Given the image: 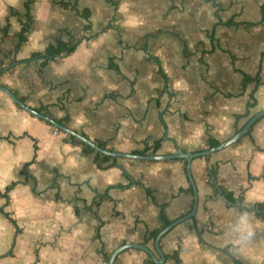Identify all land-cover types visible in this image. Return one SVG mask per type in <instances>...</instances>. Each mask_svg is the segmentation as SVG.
<instances>
[{
    "label": "crops",
    "instance_id": "1",
    "mask_svg": "<svg viewBox=\"0 0 264 264\" xmlns=\"http://www.w3.org/2000/svg\"><path fill=\"white\" fill-rule=\"evenodd\" d=\"M78 39L70 54L30 58ZM245 74L261 82L244 86ZM0 87L110 150L211 149L264 109V0H0ZM66 135L0 89V264H109L125 244L161 259L150 233L181 218L159 240L164 261L127 247L116 264H264V218L250 210L264 203V116L190 171L185 159L100 169ZM243 212L255 235L238 247Z\"/></svg>",
    "mask_w": 264,
    "mask_h": 264
},
{
    "label": "trees",
    "instance_id": "2",
    "mask_svg": "<svg viewBox=\"0 0 264 264\" xmlns=\"http://www.w3.org/2000/svg\"><path fill=\"white\" fill-rule=\"evenodd\" d=\"M27 9H28V11L25 14V20L26 21L23 23L22 29L17 34V40L15 42V52H14V55H13L14 57H16V53L18 52L21 44L26 41L27 35H28V32H29V25H30L29 21L31 20V16H30V12H29L30 11L29 10V4H27ZM86 18L87 19L89 18V14L88 13H86ZM79 41H80L79 39L78 40H74V41H70V42L59 40L56 43L49 44L46 47V49L44 51H42V52H34V53H32L30 58H45V59H49V58H54V57H57V56H62V55H65V54H70L76 49ZM253 81H256L257 84H259L261 82V78H260L259 74L255 75V76H252V75H249V74H245L244 75V79H243L244 86L247 85L249 82H253ZM251 98H252V100L248 103L246 113L244 115H241V116L238 115L237 118H241L242 116H248L250 114V108L256 106L257 99L255 97V91L252 93ZM36 109L38 111H40V112L47 113L45 111V109L42 108V107H39V108H36ZM58 122H60V123H62L64 125L67 124V122L61 121V120L58 121ZM84 136H86V135L84 134ZM65 137H66L65 139L68 140L70 143L75 144V145L83 146L84 153L93 154L95 152V150L92 147L85 145L83 142H81L75 136L66 135ZM96 142L102 148L112 149V148H109L108 145L105 142L101 141V140H96ZM219 144H220V142L218 140H215V139H210L209 140V146L210 147H215V146H218ZM159 147H160V142L157 141L153 145H147L144 149L136 151V153H138V154L156 153V152H158ZM95 153L96 154L94 155V162L97 164V166L100 169H107L109 167L117 165V162L111 161V157L110 156L102 155V154L97 153V152H95ZM208 176H209L210 180L213 182V184H215L222 191V193L224 194V196L227 198V200L230 203H240L241 202V199L235 198L233 193L231 191H229L225 186H223L219 182L218 177H217V170L215 168L210 167L208 169ZM250 210L255 212L256 215H258L259 217H263L264 218V203H255L250 208ZM160 219L163 222V224H165V225L170 223L169 220L165 219V217L163 216V213H160ZM162 228L163 227H160L158 229H155V230L151 231L150 237L151 238L157 237V235L162 230ZM105 258L109 259V256H106ZM175 258H177V256H175ZM236 263L239 264V261H236Z\"/></svg>",
    "mask_w": 264,
    "mask_h": 264
},
{
    "label": "water",
    "instance_id": "3",
    "mask_svg": "<svg viewBox=\"0 0 264 264\" xmlns=\"http://www.w3.org/2000/svg\"><path fill=\"white\" fill-rule=\"evenodd\" d=\"M0 89L5 91L22 109H24V110L28 111L29 113L35 115L39 119H42L43 121L49 123L50 125H52L57 130L62 131L64 133L68 134V135L75 136L77 139H79L85 145L92 147L95 150V152H97V153H100L102 155L110 156L112 159H119V158H130V159L133 158V159H145V160L185 159L187 161V168H188L189 171H190L191 163H192V160H193L194 157L201 156V155H210L213 152H215L217 150H220V149H222V148H224V147L236 142L237 140H239L242 136H244L249 131V129L252 127V125L260 117L264 116V109L256 112L227 141L221 143L220 145H218L216 147H213V148L207 149V150H203V151H200V152L185 153V152H183L182 150L179 149L178 153L166 154V155L127 153V152L115 151V150H110V149H107V148H102L101 146H99L92 139L82 135L81 133L75 131L74 129H72V128L66 126V125H63V124L59 123L58 121L53 119L51 116L46 115V114H44L42 112H39V111L33 109L32 107L28 106L23 101H21L10 89H8L6 87H0ZM189 177L191 179V182L194 185L195 192H196L195 183H194V180H193L192 175H191L190 172H189ZM188 216H190V215H188ZM181 220H182V218L172 222L171 224L167 225L166 227H164L159 232V234H158V236L156 238V245H157V251L162 257L161 259H158L156 257V255L148 247H146L145 245H142V244H125L123 246L118 247L117 249H115L113 251V253L111 254V256L109 258V264H116V258L118 256V254L123 249H125L127 247H138V248L144 249L157 263H161L162 261L165 260V256H164V254L162 253V251H161V249L159 247V240L162 237V235H164L169 229H171L174 225H176Z\"/></svg>",
    "mask_w": 264,
    "mask_h": 264
},
{
    "label": "clouds",
    "instance_id": "4",
    "mask_svg": "<svg viewBox=\"0 0 264 264\" xmlns=\"http://www.w3.org/2000/svg\"><path fill=\"white\" fill-rule=\"evenodd\" d=\"M240 224L243 226H238L233 230L231 242L234 246L244 247L253 241L255 235L249 223V215L247 212L241 213Z\"/></svg>",
    "mask_w": 264,
    "mask_h": 264
}]
</instances>
